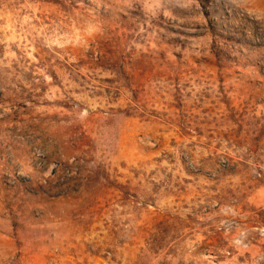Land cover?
<instances>
[{
  "label": "rangeland",
  "instance_id": "1",
  "mask_svg": "<svg viewBox=\"0 0 264 264\" xmlns=\"http://www.w3.org/2000/svg\"><path fill=\"white\" fill-rule=\"evenodd\" d=\"M0 264H264V0H0Z\"/></svg>",
  "mask_w": 264,
  "mask_h": 264
}]
</instances>
